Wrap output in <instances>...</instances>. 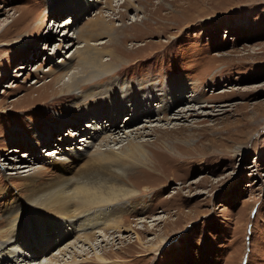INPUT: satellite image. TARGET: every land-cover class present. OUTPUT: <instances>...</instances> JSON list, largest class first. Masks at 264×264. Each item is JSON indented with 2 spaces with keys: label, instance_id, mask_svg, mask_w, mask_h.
Returning <instances> with one entry per match:
<instances>
[{
  "label": "rangeland",
  "instance_id": "1",
  "mask_svg": "<svg viewBox=\"0 0 264 264\" xmlns=\"http://www.w3.org/2000/svg\"><path fill=\"white\" fill-rule=\"evenodd\" d=\"M55 1L0 0V31L5 30L0 35V186L10 190L0 197V207L23 194L26 175L41 160L47 168L38 178L66 173L47 164V152L59 156L53 151H64L71 141L84 145L75 140L79 131L68 141L69 125L37 141L45 131L42 125L53 122V106L31 103L27 97L51 77L55 64L68 60L82 44L74 28L99 10L106 22L125 26L110 46L120 56L117 68L123 67L118 76L147 80L157 88L151 99L155 118L149 120L142 112L131 123L146 132L135 135L124 126L127 117H120L119 135L125 139L108 147L118 149L129 138L142 141L152 150L153 162L167 167L166 175L150 161L147 171L140 172V164L130 167V182L145 192L136 204L138 213L117 227L108 225L113 221H98L74 229L44 223L37 210L24 213L25 222L32 216L36 229L28 237L31 249L20 244L23 251L2 255L4 264H264V0H134L128 9L119 7L122 0H112L111 9L104 0H86L88 11L80 10L76 26L66 29L61 23L71 18L67 6L61 15L48 14ZM43 23L54 30L59 25L52 38ZM66 34L73 46L59 44ZM108 36L103 33L90 43L111 49ZM109 57L103 54V59ZM182 84V101L172 103L175 113L168 111L170 118L159 120L160 88L175 101ZM178 110L191 116L176 118ZM94 116L97 126L109 125L111 117L104 118L103 111ZM74 119H80V127L92 118L77 114ZM153 127L159 130L151 133ZM47 136L53 137L50 145ZM193 144L196 150H191ZM82 163L83 158L73 164ZM86 232L94 238L84 239ZM35 246L41 252L33 260L29 254Z\"/></svg>",
  "mask_w": 264,
  "mask_h": 264
},
{
  "label": "bare ground",
  "instance_id": "2",
  "mask_svg": "<svg viewBox=\"0 0 264 264\" xmlns=\"http://www.w3.org/2000/svg\"><path fill=\"white\" fill-rule=\"evenodd\" d=\"M104 2L106 5L105 7L112 8V0H104ZM133 4L134 0H122L119 3V7L123 6L125 9H128L132 7ZM64 6H67V10L69 9L68 11L71 17L68 21L61 23L65 27L64 29H66L71 25L76 26L80 10L86 13L91 5L89 1L86 0H56L54 4L51 5L52 9H49L48 14L53 11L61 15L64 11L61 9H64ZM170 10L171 9H169V11ZM123 16L124 14H120V19ZM101 21L105 20L99 10L98 14L95 17L88 18L82 24V27L76 26L74 28V37L80 40L82 44L74 47L68 60H64L62 64H55L54 67L56 70L52 71L51 77L49 76L45 82L34 89L36 91L34 95L29 98L27 97L31 103L53 106V108H51L54 111L53 122L42 125V129L45 131L42 132V136L37 137V141H40L41 138L46 140L45 137L49 132L52 135L53 132H58L65 125H69L70 127L67 129H74H72V136L69 132V137H67L68 141L70 142L74 139L73 135H76V131H79V135L75 140H82V144L84 145L79 147L78 144L71 141L69 143L71 146L65 147L67 148L66 151L65 148L64 151H53L57 152L59 156L55 154L51 155L52 153L47 152V154H49L46 157L47 159H45V161L48 162L47 164L52 168L62 169L66 173H60L61 175H57L53 179H42V173L45 168H47V165L41 160L42 164L38 165L36 169L32 168L33 170L26 175L25 182L22 185L23 194L20 197H15L12 201L6 202L0 207L1 264L6 263L5 260L2 259V255L6 256L7 254L8 256V252H12L13 250L15 254L21 252L22 249L20 244L31 249V245L28 243V237L33 234L36 229L34 228L35 225L30 223L32 216L27 215V222H25L26 217H24V213L37 210V214L42 215V219L45 221L44 223L47 222L53 225L55 221L57 224H69L70 227L74 229H83L87 225L98 221H113L114 223L108 225L117 227L120 226L122 222L129 220L130 216H134L138 213L136 204L142 203L143 200L139 199V197L145 192L144 190L138 192L130 182L131 175L133 174L130 171V167L140 164V172L147 171L148 161H150L152 162L151 167L153 169H158L159 172H163L164 175H166L165 170L167 167L153 162L150 154L152 150L145 146L142 141L129 138L126 144L121 145L118 149L108 147V144L112 141L116 143L125 139H121L119 135L121 131L119 125L121 123L117 121L120 117H127V119H124V126L128 127L130 132H135V135H143V132H146L141 130L142 128H137L131 123L135 121L136 118H140L142 112L145 113V116L149 118V120L153 117L155 110L151 108L154 106L151 99L153 94H156L154 91H156L157 88L156 85L147 82V80L129 81L118 76L123 67L117 68V60L120 59V56H118L115 49L110 46L116 45V36L119 31L125 30V26L119 28L112 25L109 20L107 22L105 21L107 24ZM131 25H133V23L130 22L129 26L131 27ZM85 26H87V28H85ZM41 27L46 28V23H43ZM53 27L54 26L51 25L46 28L49 33V39L52 38V32L56 33L59 29V25H57L55 30ZM4 31L5 30L0 31V35H2ZM103 33L109 35L108 40L111 49L105 47L98 48L90 43L91 39L97 38ZM126 37L127 35L121 36L120 42H124ZM62 41H67V46L69 43L72 44L69 46H73V40H69L68 42L67 34L65 38H62L59 44L62 45ZM104 53L109 54L110 57L103 59ZM174 80L175 79H173V82ZM176 80H178V84L182 83V80L179 78H176ZM184 86L185 84L177 86L180 97L175 101H171V97L165 96L167 92L163 90L164 88H160L162 91L157 93L159 96L157 98L158 108L156 110L157 114L162 113L161 119L160 116H158L159 120L167 121L170 118L167 116L168 111L173 110V102L177 103L182 101V94H184L182 92L185 89L183 88ZM60 102L63 103L62 106ZM123 104L126 106L119 111L117 107ZM142 107H144V109H142ZM30 108L31 107L28 106L23 110L28 111ZM98 110L105 113V116H103L104 118L111 117L109 125L101 124L99 127L97 123L94 122L93 119L96 117L94 115L98 113ZM174 110L172 113H175ZM186 111L187 110L179 112L178 110V112H176L178 114L176 118L184 119L187 116H191V113L187 115ZM124 112H126L125 115H123ZM77 114L92 119L88 120V122L84 121L82 125L85 126L79 127L80 119H77V121L74 119ZM100 116L102 115L98 114V117ZM153 118H155V116ZM158 130L159 128L153 127L152 131H150L153 133ZM145 134L149 133L147 132ZM14 136L20 135L19 133H15ZM125 136L128 137L129 135L126 133ZM50 138L53 137L47 136L48 144L46 142L43 143L47 145L52 144ZM36 144L38 145V143ZM101 145L105 147L102 148ZM192 146L191 150L197 149V145L193 144ZM37 158H39V156H37ZM82 158L83 163L81 165L78 164L76 166L73 164L76 160ZM72 164L76 167L74 168L71 166ZM145 165H147V167H145ZM23 167L26 168L24 170H29L28 164H23ZM38 173H41V177L39 178L37 176ZM9 191V188L4 185L0 186V197L8 194ZM143 207L141 209H143ZM48 215L51 217H48ZM3 221L4 226L2 225ZM24 222L26 223V228L23 229ZM21 228L23 231L20 230ZM37 228L42 230L41 226ZM91 235L94 234L92 232H86L83 236L84 239L90 240L94 238ZM50 246L51 245L47 246L45 251L49 252ZM40 252L39 246H35L34 249L30 251L33 255L29 254V258L34 260ZM22 257L21 255L12 260H20ZM100 257L101 256H99V258Z\"/></svg>",
  "mask_w": 264,
  "mask_h": 264
}]
</instances>
